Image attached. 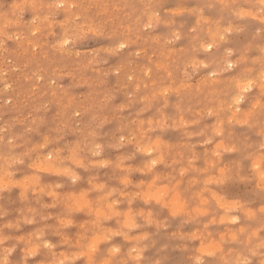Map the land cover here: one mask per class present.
Masks as SVG:
<instances>
[{
  "label": "rangeland",
  "instance_id": "1",
  "mask_svg": "<svg viewBox=\"0 0 264 264\" xmlns=\"http://www.w3.org/2000/svg\"><path fill=\"white\" fill-rule=\"evenodd\" d=\"M262 16L260 0H0V256L260 264Z\"/></svg>",
  "mask_w": 264,
  "mask_h": 264
},
{
  "label": "clouds",
  "instance_id": "2",
  "mask_svg": "<svg viewBox=\"0 0 264 264\" xmlns=\"http://www.w3.org/2000/svg\"><path fill=\"white\" fill-rule=\"evenodd\" d=\"M261 5H264V0H260ZM89 37L85 34V35H81V36H77L74 39L77 41H84L87 40ZM119 47H123V45H120ZM202 133H196V132H186L185 135L189 138L196 136V135H201ZM191 147L194 148V145H192ZM261 148H264V144H261ZM28 156V153L25 152L22 154V156L16 160L15 162L17 163H24L25 162V158ZM262 159H264V157H262ZM160 161L153 159L150 161V164L148 165V167H154L157 163H159ZM76 177H73V180H75ZM3 244V240H0V245ZM46 247H51L50 245H46ZM259 248L262 249V251L259 253L261 259H260V264H264V243H261L259 245ZM11 249H4L3 255L0 256V264H9V260H8V256L11 254ZM254 256L257 255V252H253L252 253ZM29 255L34 256L35 252L29 253ZM23 264H28V260L27 257L25 258V260L23 261ZM60 264H64V261H61ZM243 264H251L250 261L245 260L243 262Z\"/></svg>",
  "mask_w": 264,
  "mask_h": 264
},
{
  "label": "bare ground",
  "instance_id": "3",
  "mask_svg": "<svg viewBox=\"0 0 264 264\" xmlns=\"http://www.w3.org/2000/svg\"><path fill=\"white\" fill-rule=\"evenodd\" d=\"M60 1V0H59ZM58 2V1H57ZM56 2V3H57ZM64 1H62V3H63ZM31 3H32V1H31ZM54 3V2H53ZM59 3V2H58ZM65 3V2H64ZM75 3V2H74ZM59 4H61V2L59 3ZM63 5V4H62ZM61 6V5H60ZM238 7V6H237ZM63 9V8H62ZM87 10V9H86ZM141 11V10H140ZM30 13V12H29ZM244 13H247V12H244ZM9 14V13H8ZM44 15V14H43ZM255 16V15H254ZM37 17V16H36ZM78 17V16H77ZM139 17V16H138ZM262 17H264V16H262ZM260 18V17H259ZM33 20V19H32ZM65 20V19H64ZM27 23V22H26ZM60 23V22H59ZM42 24V23H41ZM61 24V23H60ZM4 25V24H3ZM74 26V25H73ZM129 26V25H128ZM30 27V26H29ZM64 27V26H63ZM145 27V26H144ZM36 29V28H35ZM192 29V28H191ZM37 30V29H36ZM213 33V32H212ZM218 34V33H217ZM18 36V35H17ZM65 39V41L66 40H69V39H66V38H64ZM214 40V39H213ZM65 41H62V42H65ZM61 42V43H62ZM213 42V41H212ZM28 44V43H27ZM60 44V43H59ZM65 44V43H64ZM63 43H62V46L64 45ZM127 44V43H126ZM201 44V43H200ZM203 44V43H202ZM56 45V44H55ZM61 45V44H60ZM121 45V44H120ZM210 45V44H209ZM209 45H206L207 47H209ZM263 45V44H262ZM38 46V45H37ZM205 46V47H206ZM195 47V46H194ZM204 47V48H205ZM261 48V47H260ZM264 48V47H263ZM208 49V48H207ZM17 50V49H16ZM139 50V49H138ZM262 50V49H261ZM22 51V50H21ZM70 51H72V50H70ZM81 51V50H80ZM110 51V50H109ZM137 51V50H136ZM24 53V52H23ZM44 54V53H43ZM242 56V55H241ZM232 59V58H231ZM253 59V58H252ZM195 60V59H194ZM192 62V61H191ZM229 63V62H228ZM230 63H232V62H230ZM14 69V68H13ZM146 70H148V69H146ZM145 72V71H144ZM213 72V71H212ZM262 72V71H261ZM24 73V72H23ZM145 74H146V72H145ZM2 75V74H1ZM209 75H210V73H209ZM2 77V76H1ZM4 79V78H3ZM39 79H40V77H39ZM212 79H214L213 77H212ZM249 79V78H248ZM251 79V78H250ZM253 79V78H252ZM257 79V78H256ZM262 79H263V77H262ZM130 80V79H129ZM232 80H233V78H232ZM1 81H2V79H1ZM247 81V80H246ZM248 81H251V80H248ZM254 81V80H253ZM3 82V81H2ZM239 83V82H238ZM242 83V82H241ZM247 84V83H246ZM249 84V83H248ZM8 84H6L5 86H7ZM245 85V84H244ZM264 85V84H263ZM262 85V86H263ZM238 86V85H237ZM246 86H248V85H246ZM166 87V86H165ZM167 88V87H166ZM170 88V87H169ZM168 88V89H169ZM246 88V87H245ZM4 89V88H3ZM7 89V88H6ZM243 89V88H242ZM167 90V89H166ZM45 91V90H44ZM169 91V90H168ZM164 92V91H163ZM161 93V92H160ZM163 94V93H162ZM58 95V94H57ZM59 96H60V94H59ZM242 96V95H241ZM145 97V96H144ZM232 98V97H231ZM239 98V97H238ZM8 99V98H7ZM240 99V98H239ZM259 101V100H258ZM134 103V102H133ZM254 103V102H253ZM221 105V104H220ZM232 106H233V104H231ZM155 106V105H154ZM255 106V105H254ZM235 107H237V106H235ZM230 108V107H229ZM233 108V107H232ZM235 109H237V108H235ZM200 110V109H199ZM208 110V109H207ZM249 111H251V110H249ZM207 112V111H206ZM235 112L237 113V110H235ZM21 115V114H20ZM233 116V115H232ZM218 118V117H217ZM69 119V118H68ZM220 119V118H219ZM229 120H231V118H228ZM241 119V118H240ZM215 121H216V119H215ZM222 121V120H221ZM220 122V121H219ZM78 124V123H77ZM146 124V123H145ZM218 124H220V123H218ZM5 125V124H4ZM215 127V126H214ZM79 128V127H78ZM138 129V128H137ZM216 130V129H215ZM153 132V131H152ZM9 134V133H8ZM152 138V137H151ZM158 140V139H157ZM130 141V140H129ZM160 141V140H159ZM161 142V141H160ZM155 143H157V142H155ZM89 145V144H88ZM130 145V144H129ZM141 146V145H140ZM151 147V146H150ZM75 148V147H74ZM242 148V147H241ZM145 149V148H144ZM152 149V148H151ZM7 150V149H6ZM92 150V149H91ZM103 150V149H102ZM147 150H148V147H147ZM93 151V150H92ZM55 152H57L56 150H55ZM66 152V151H65ZM71 153V152H70ZM128 153V152H127ZM55 154V153H54ZM102 154V153H101ZM129 154V153H128ZM50 155V154H49ZM14 156H16V155H14ZM54 156V155H53ZM151 156V155H150ZM243 158V157H242ZM95 159V158H94ZM47 160H48V158H47ZM38 163H39V161H38ZM62 164V163H61ZM148 164V163H147ZM234 164V163H233ZM255 164V163H254ZM47 165V164H46ZM3 166V165H2ZM37 166H39V164L37 165ZM258 166V165H257ZM256 166V167H257ZM42 167V166H41ZM47 167V166H46ZM49 168H51V167H49ZM53 168V167H52ZM105 168V167H104ZM253 168V167H252ZM40 169V168H39ZM45 169V168H44ZM67 170V169H66ZM3 171V170H2ZM48 171V170H47ZM181 171V170H180ZM261 174V173H260ZM100 176V175H99ZM105 177V176H104ZM262 177V176H261ZM1 179H3V178H0V180ZM262 180V179H261ZM2 181V180H1ZM2 182H4V181H2ZM17 183V182H16ZM259 186V185H258ZM164 188V187H163ZM166 188V187H165ZM164 190V189H163ZM159 191H162V190H159ZM137 192V191H136ZM124 194H126V193H124ZM159 194V193H158ZM157 195V194H156ZM160 195V194H159ZM158 195V196H159ZM148 196V195H147ZM134 200V199H133ZM160 200V199H159ZM173 200H176V199H173ZM224 201V200H223ZM220 202V201H219ZM218 202V203H219ZM164 203V202H163ZM137 204V203H136ZM142 204V203H141ZM230 204V203H229ZM233 204V203H232ZM219 205V204H218ZM184 207V206H183ZM241 208V207H240ZM243 208V207H242ZM250 209V208H249ZM176 210H177V208H176ZM178 211V210H177ZM157 212V211H156ZM229 215V214H228ZM227 218V217H226ZM225 219V218H224ZM223 219V220H224ZM232 218H230V220H231ZM228 220H229V218H228ZM131 223L129 222V224L128 225H130ZM144 236V235H143ZM129 238V237H128ZM47 243V242H46ZM217 245H215V247H216ZM115 247V246H114ZM93 248V247H92ZM116 248V247H115ZM117 249V248H116ZM134 249V248H133ZM132 249V250H133ZM206 249V248H205ZM214 249V248H213ZM212 251V250H211ZM210 251V252H211ZM206 252V251H205ZM207 253V252H206ZM199 257V256H198Z\"/></svg>",
  "mask_w": 264,
  "mask_h": 264
}]
</instances>
